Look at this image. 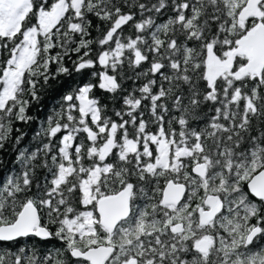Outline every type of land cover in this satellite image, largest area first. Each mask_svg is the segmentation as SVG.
Masks as SVG:
<instances>
[{
    "label": "snow or ice",
    "instance_id": "obj_1",
    "mask_svg": "<svg viewBox=\"0 0 264 264\" xmlns=\"http://www.w3.org/2000/svg\"><path fill=\"white\" fill-rule=\"evenodd\" d=\"M0 264H264V0H0Z\"/></svg>",
    "mask_w": 264,
    "mask_h": 264
},
{
    "label": "trees",
    "instance_id": "obj_2",
    "mask_svg": "<svg viewBox=\"0 0 264 264\" xmlns=\"http://www.w3.org/2000/svg\"><path fill=\"white\" fill-rule=\"evenodd\" d=\"M50 84L51 86L41 93L42 99L40 105H34L29 110L30 115L39 116L41 119H43V117L50 111L56 101H58L59 97L71 87L75 86L73 78L71 77H61L55 81H51ZM37 127L38 125L36 123L31 125L17 124V128H20L27 133V137L24 141L25 144L28 143L34 131L37 130ZM4 158L8 161H11L14 159V153L9 151L8 153L4 154ZM51 244H58V242L52 241Z\"/></svg>",
    "mask_w": 264,
    "mask_h": 264
}]
</instances>
